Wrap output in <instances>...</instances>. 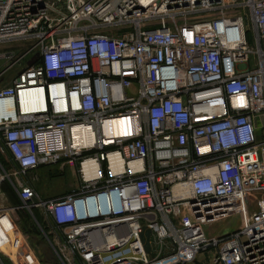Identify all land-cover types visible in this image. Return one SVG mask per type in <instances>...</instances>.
Listing matches in <instances>:
<instances>
[{"label": "built area", "instance_id": "2783aa9c", "mask_svg": "<svg viewBox=\"0 0 264 264\" xmlns=\"http://www.w3.org/2000/svg\"><path fill=\"white\" fill-rule=\"evenodd\" d=\"M17 42L0 55V257L40 264L14 217L37 211L61 264H264V0H0V46ZM50 166L77 184L41 200Z\"/></svg>", "mask_w": 264, "mask_h": 264}, {"label": "rangeland", "instance_id": "374dc122", "mask_svg": "<svg viewBox=\"0 0 264 264\" xmlns=\"http://www.w3.org/2000/svg\"><path fill=\"white\" fill-rule=\"evenodd\" d=\"M241 1V0H236ZM239 15H246V11L242 10L238 12ZM246 19V17H245ZM247 41L252 45L251 33H247ZM25 46L24 42L8 43L6 45L0 46V55L6 51L17 50ZM20 50V49H19ZM0 56V57H1ZM8 55L5 58H0V70L8 62ZM252 57L248 59V64L251 66ZM14 70H9L8 72L0 75V87H3L11 81L13 77ZM0 163L4 165V157L0 154ZM73 168L65 167L62 171L59 170L57 166L41 167L39 168L33 178L31 187L37 194L38 198L41 200L53 199L62 194L69 192L73 189L77 182L73 176ZM10 203L14 204L15 200L10 196ZM38 225L33 222L31 217L25 212H16L14 217L18 225V231L23 236L26 244L31 249L32 253L35 255L36 259L40 264H61L57 258V246L56 241L53 239V235L48 234L45 230L42 231V227L39 226L41 223L39 213L37 211L33 212ZM240 218L234 216L230 217L203 227V232L206 236H218L233 232L237 229L239 225ZM4 264H11L7 258L3 255L1 257ZM198 263L193 262L192 264H204V259L206 256H199Z\"/></svg>", "mask_w": 264, "mask_h": 264}, {"label": "bare ground", "instance_id": "6f19581e", "mask_svg": "<svg viewBox=\"0 0 264 264\" xmlns=\"http://www.w3.org/2000/svg\"><path fill=\"white\" fill-rule=\"evenodd\" d=\"M33 97L32 96H24V97H19V102L23 103V102H29L32 101ZM118 124L116 120H112L111 122H109L105 128H104V132L107 134L113 133V134H117L118 132V128H117ZM86 144V143H85Z\"/></svg>", "mask_w": 264, "mask_h": 264}, {"label": "water", "instance_id": "95a60500", "mask_svg": "<svg viewBox=\"0 0 264 264\" xmlns=\"http://www.w3.org/2000/svg\"><path fill=\"white\" fill-rule=\"evenodd\" d=\"M148 235H149V231L146 229H144L140 235V238L144 244L145 251H148V244H147Z\"/></svg>", "mask_w": 264, "mask_h": 264}]
</instances>
